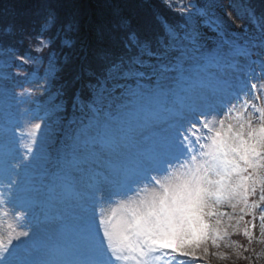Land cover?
Segmentation results:
<instances>
[{
    "label": "snow or ice",
    "instance_id": "snow-or-ice-1",
    "mask_svg": "<svg viewBox=\"0 0 264 264\" xmlns=\"http://www.w3.org/2000/svg\"><path fill=\"white\" fill-rule=\"evenodd\" d=\"M151 7L148 35L116 10L97 26L96 47H78L79 22L62 23L50 9L23 54L0 46V82H11L0 83V111L5 101L19 110L8 132L32 153L36 141L20 137L43 127L28 123L40 98L49 101L41 119L68 112L67 82L57 81L75 52L81 69L65 122L72 169L57 168L50 186L60 181L75 201L74 264H207L210 255L227 258L211 249L232 247L241 233L247 245L237 258L259 259L250 245L257 227L264 243V0ZM233 18L245 21L239 31ZM5 53L26 65L23 83L3 71ZM11 189L0 181V206L19 222L0 231V264H34L29 239L65 219L64 200L51 196L41 217L27 189Z\"/></svg>",
    "mask_w": 264,
    "mask_h": 264
},
{
    "label": "trees",
    "instance_id": "trees-1",
    "mask_svg": "<svg viewBox=\"0 0 264 264\" xmlns=\"http://www.w3.org/2000/svg\"><path fill=\"white\" fill-rule=\"evenodd\" d=\"M257 8L261 7L262 0H251ZM52 9L55 10L59 20L63 22L78 21L80 31L77 33L78 47L80 44H86L94 48L97 46L96 28L101 23L111 19L114 11L119 10L122 14L133 17L138 27L143 34L148 35L151 32L149 20L152 12L151 0H0V46L8 47L13 46L19 48L21 54L25 52L30 44L28 34L36 28L41 19ZM15 33V36H9L6 33L8 30ZM92 37L90 40V34ZM250 33L255 35V30H250ZM23 38V44L17 43L19 39ZM90 40V41H89ZM4 65L3 71L6 74H15L12 79L17 83H23L25 76L26 65L22 64L19 60H12L11 54L5 53L2 57ZM11 64V66H8ZM81 69V62L77 58L76 53H73L72 63L66 68L65 72L57 84L67 82L65 97L68 101V112L61 114L59 117L38 118V113L47 112L48 110V97H41L37 106L28 113V117L34 124L43 123V127L37 129L36 143L33 145L34 152L31 156L24 157L22 162L27 165H39L47 167L51 164V159L55 153L65 154V146L61 142L64 138V144L69 145L70 141L66 138L68 133V125L65 123L73 115L71 109V97L76 88L72 86L74 76ZM40 68L39 71H43ZM5 87H11L10 81H2ZM82 83V82H81ZM79 86V85H77ZM37 89V96L40 95V85H34ZM18 91V89H17ZM85 98L87 97V90L84 89L82 93ZM2 112L6 116H11L13 112L19 113V110L9 109L7 101L3 105ZM62 121V122H57ZM30 157V159H28ZM232 240L234 251L230 254L232 263L235 264H248L250 260L237 258L238 245H247V239L242 235L233 236ZM253 243V242H252ZM252 248V244L250 245ZM244 256L249 253L244 252ZM252 261L255 264H260L256 259Z\"/></svg>",
    "mask_w": 264,
    "mask_h": 264
},
{
    "label": "rangeland",
    "instance_id": "rangeland-1",
    "mask_svg": "<svg viewBox=\"0 0 264 264\" xmlns=\"http://www.w3.org/2000/svg\"><path fill=\"white\" fill-rule=\"evenodd\" d=\"M222 4L225 6L228 5L230 0H220ZM233 14L229 12V17H232ZM232 23L236 25V30H240V25L245 23L242 20L232 19ZM250 30H255L249 25ZM90 40L92 37V33L90 32ZM89 40V41H90ZM19 113L17 114V116ZM12 116L7 117L0 111V124L3 125V129H0V161H2L3 171L0 172V181H2L5 185H12L11 190H15L17 187L27 189L26 194L31 197L35 202H37V207L35 208L36 213H39L41 217L45 214L46 205L49 203V198L51 196L57 197V199H63L64 204L63 207L66 209L64 213L65 219L63 221H52L41 226L38 234L29 239V244L33 246V258L34 264H39L42 259L48 258L51 253V259L56 262V264H64V261H74L77 256V235H76V220L74 218V213L76 211L74 205V199L70 198L68 191L61 185L60 181H56L57 189L56 191H50V186L53 184L51 180V175L49 179H43L41 171V167L32 166L27 169H24L21 163V157L25 154H28L26 148L22 146V144L17 141L15 134H10L8 132V128L11 127L9 124V120ZM28 123L34 124L33 121L28 117ZM34 135L36 136H21L20 141L24 143L30 142L31 140L37 139L38 133L35 130ZM71 149H68V154L63 157H56L55 166L53 172L57 170V168H63L65 170L72 169V156ZM6 162V164L4 163ZM52 172V173H53ZM73 175H78L73 172ZM16 181L17 183H13ZM52 182V184H51ZM38 188V190H35ZM5 192V198L7 199V193L10 191L8 187L3 189ZM43 202V211L41 212L38 208V203ZM5 211H7V215L0 214V231L4 234H7L9 229V224H18L14 218L13 212L9 210L8 204L3 206ZM116 204H112L108 209V213L110 214L111 209L115 208ZM39 209V210H38ZM259 240V228L256 229V234L253 238L252 249L254 250V254H259V259H256L260 264H264V243L258 242ZM57 243L64 245V249L59 256L61 258L55 257L54 251ZM234 247L229 248H220V249H211L212 252H225L227 253V258L220 259L214 255H210L207 264H235L231 262L230 254L233 253ZM248 264H255L254 261H249Z\"/></svg>",
    "mask_w": 264,
    "mask_h": 264
},
{
    "label": "bare ground",
    "instance_id": "bare-ground-1",
    "mask_svg": "<svg viewBox=\"0 0 264 264\" xmlns=\"http://www.w3.org/2000/svg\"><path fill=\"white\" fill-rule=\"evenodd\" d=\"M6 164V162H4Z\"/></svg>",
    "mask_w": 264,
    "mask_h": 264
}]
</instances>
